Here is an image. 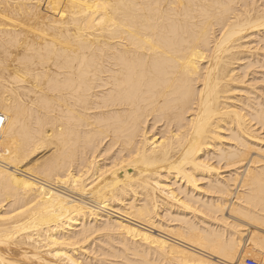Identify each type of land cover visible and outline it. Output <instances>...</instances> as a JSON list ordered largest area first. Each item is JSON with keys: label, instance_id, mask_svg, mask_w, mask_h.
Wrapping results in <instances>:
<instances>
[{"label": "bare ground", "instance_id": "bare-ground-1", "mask_svg": "<svg viewBox=\"0 0 264 264\" xmlns=\"http://www.w3.org/2000/svg\"><path fill=\"white\" fill-rule=\"evenodd\" d=\"M0 264H264V0H0Z\"/></svg>", "mask_w": 264, "mask_h": 264}]
</instances>
